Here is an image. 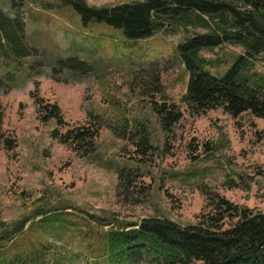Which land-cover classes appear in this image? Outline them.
<instances>
[{
  "label": "rangeland",
  "instance_id": "rangeland-1",
  "mask_svg": "<svg viewBox=\"0 0 264 264\" xmlns=\"http://www.w3.org/2000/svg\"><path fill=\"white\" fill-rule=\"evenodd\" d=\"M0 9L17 18L32 50L8 57L0 48V264H94L109 229L150 216L196 223L202 188L264 212V118L222 105L193 113L181 99L188 70L179 46L213 27L167 23L129 39L105 20L84 24L59 0H0ZM244 51L229 41L201 50L219 76ZM70 57L88 70L60 64ZM247 57L248 75L264 82V48ZM30 90L57 101L68 126L96 125L95 149L84 153L52 136L58 122L40 118ZM153 99L182 109L167 130ZM120 169L133 170L134 180L119 186Z\"/></svg>",
  "mask_w": 264,
  "mask_h": 264
},
{
  "label": "trees",
  "instance_id": "trees-1",
  "mask_svg": "<svg viewBox=\"0 0 264 264\" xmlns=\"http://www.w3.org/2000/svg\"><path fill=\"white\" fill-rule=\"evenodd\" d=\"M59 1L72 5L84 24L105 20L123 29L129 39L151 36L167 23L213 27L211 31L187 36L179 46L181 60L188 70L182 102L193 113L222 105L235 116L249 112L264 118V82L257 83L246 71L252 63L247 60L248 54L256 56L264 48V0H128L108 6L89 4L86 0ZM20 26L17 18L0 9V48L5 56L32 51L22 42V32L16 31L17 27L22 30ZM225 41L240 44L245 51L233 56L219 76L204 64L207 57L201 50ZM60 64L88 70L87 61L77 57L61 60ZM30 93L40 118L45 121L54 117L58 122L51 130L52 136L84 153L95 149L99 135L96 125L68 126L57 101H49L34 90ZM152 106L166 130L182 115L176 103L153 99ZM2 116L0 106V129ZM146 140L147 135L142 134L136 143L143 145ZM14 141L7 136L5 146L12 148ZM118 179L119 186L123 180L129 184L134 180L133 170L120 169ZM202 190L207 199L196 223L182 224L169 217L150 216L125 230L109 229L102 239L103 252L96 256L94 264H104L100 258L106 264H264L263 210L234 202L219 191ZM22 260L18 264H24L25 259Z\"/></svg>",
  "mask_w": 264,
  "mask_h": 264
}]
</instances>
